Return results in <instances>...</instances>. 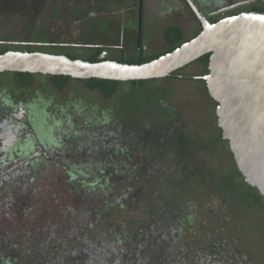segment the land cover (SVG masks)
<instances>
[{
	"label": "flooded vegetation",
	"instance_id": "flooded-vegetation-1",
	"mask_svg": "<svg viewBox=\"0 0 264 264\" xmlns=\"http://www.w3.org/2000/svg\"><path fill=\"white\" fill-rule=\"evenodd\" d=\"M146 1L0 0V54L37 52L93 63L151 62L202 31V23L187 0H181V9H154ZM194 2L210 23L242 13H264V0ZM186 9L194 21L188 30L176 19ZM154 41L161 42L164 50L152 52ZM199 64L205 71L184 72ZM208 67L209 57L167 78L146 81L142 85L154 84L147 93L137 91L128 106L109 108L101 89H94L99 93L97 99L87 102L78 90L70 88L74 82L87 84L86 80L0 73V223L26 221L24 214L34 201L43 202V188L55 186L60 178L103 172L115 175L120 183L130 180L129 187L136 193L134 213L141 214L138 219L142 223L149 221L150 239L159 234L161 238H178L183 244L186 233L215 221L203 218L208 205L217 201L216 194L219 207L231 208L230 213L226 210L227 219L253 210L261 213L264 198L245 181L219 127L218 103L211 98L205 81ZM167 80L203 89L213 105L212 112L204 108V119L201 107L193 106L189 99L180 106L171 103L175 90L162 84ZM217 157L229 164L215 167L213 159ZM218 176L222 177L219 182ZM191 188L198 189L197 195ZM155 205L164 208L161 215L155 212ZM48 210L37 209L33 216L44 218ZM204 238L222 237L211 228ZM215 248L217 241L197 264L210 259L209 255L215 258ZM9 252L0 243V264H7ZM228 262L236 264L230 258ZM169 263L173 264L172 259Z\"/></svg>",
	"mask_w": 264,
	"mask_h": 264
},
{
	"label": "rangeland",
	"instance_id": "rangeland-1",
	"mask_svg": "<svg viewBox=\"0 0 264 264\" xmlns=\"http://www.w3.org/2000/svg\"><path fill=\"white\" fill-rule=\"evenodd\" d=\"M182 3L181 0L146 1V4L154 9H161L162 6L181 9ZM182 13L184 15L176 19H179V22L188 30L193 25V18L187 9L182 10ZM151 44L152 52L164 50V46L159 41ZM203 71L205 66L199 64L187 68L184 72L201 73ZM163 83L175 90L173 99H170L171 103L183 105L189 99L193 106L201 107L204 119H206L205 109L212 112L213 105L203 94L205 92L202 88V91L199 88H192L191 84L187 85L185 82L177 83L181 85L178 86L173 80L162 81ZM97 87L94 84L74 82L70 88L78 90L80 97L85 101L93 102L99 95L98 92L93 91ZM153 87L154 84L138 87L124 84L118 88L117 92L112 93L111 96L108 95L105 106L107 108L118 104L128 106L136 98L137 91L147 93ZM208 114L211 113L208 112ZM213 160L215 167L229 164L225 158L217 157ZM221 178L218 176V182ZM108 179L109 182L103 189L105 191L87 192V197L83 196L84 193L86 194L85 191L66 197L62 195L59 186L56 188L51 185L45 186L40 193L43 202L34 201L33 207L27 209L28 214H24L26 221L0 223V242L10 249V258L16 260L18 264H76L77 261L82 264H162L163 258L168 260V264H170L169 259H172L173 264H197L201 256L206 254L209 246L217 241L215 258L209 255L210 259L203 261V264H230L229 258L236 264H264V210L260 211L261 213L253 210L246 215L245 213L243 216L237 214L227 219L225 216L227 211L230 213L231 208L219 207L221 202L216 194L213 196L219 203L216 201L208 205L203 218V220L215 218V221L202 227L198 225L192 230L193 233H186L183 244L178 238L167 239L165 235L161 238L159 234L155 239H150L146 237L148 232L146 223L149 221L143 219L144 223H142L138 219L141 214L134 213L132 209L136 193L130 190V180L126 179L123 183H117L113 177ZM52 187L59 192V197H54ZM195 189H190L193 195L199 192ZM212 200H214L213 197ZM253 203L251 201V204ZM234 205L238 207L237 203ZM139 206L142 207L143 203ZM217 206L223 210H218ZM44 207L49 208L44 218L33 216L37 209L42 211ZM73 221L72 233L67 229ZM211 228L222 238L219 240L204 238L210 234ZM199 233L201 235L197 238ZM51 257L55 258L54 261ZM181 260L184 261L180 263Z\"/></svg>",
	"mask_w": 264,
	"mask_h": 264
},
{
	"label": "water",
	"instance_id": "water-1",
	"mask_svg": "<svg viewBox=\"0 0 264 264\" xmlns=\"http://www.w3.org/2000/svg\"><path fill=\"white\" fill-rule=\"evenodd\" d=\"M202 23L200 34L141 65L88 62L63 55L0 54V73H32L128 83L159 80L209 55L205 77L223 137L245 181L264 198V13H242L210 23L187 0Z\"/></svg>",
	"mask_w": 264,
	"mask_h": 264
},
{
	"label": "trees",
	"instance_id": "trees-1",
	"mask_svg": "<svg viewBox=\"0 0 264 264\" xmlns=\"http://www.w3.org/2000/svg\"><path fill=\"white\" fill-rule=\"evenodd\" d=\"M208 57H209V55L204 56V57H202L200 59H203V60L207 61ZM145 63H148V62H146L144 60H139L137 62L130 63V64L131 65L132 64L141 65V64H145ZM58 77L72 79L71 77H68V76H58ZM76 80H79V79H76ZM150 81H153V80H150ZM85 82L87 84L97 85L98 87L96 89H101L102 91H104L106 97H108V95L111 96V94L114 93V92H117V90L121 86V84H127V83H122V82L106 81V80H100V79H91V80H86ZM144 82H146V81H133V82H128V83L133 85L134 87H138L139 85H142ZM108 177L109 178L113 177V178L116 179L115 175H112V174H107L106 175V173H104V172L101 175H98L96 173L95 174L93 173L91 175H89V174L83 175L82 174L81 176L73 175L72 177H69V179H68V177H65L64 180L60 178L58 180L59 185L56 184L54 187L56 188L57 186H59L61 188V191H62L61 193H64V195H69L70 196V195H73L75 193H77V194L80 193L81 194L82 192L85 191L86 194L84 193L83 196H86L87 192H89V193L91 191L92 192L93 191L97 192V191H102L103 189H105L106 186H107V183L109 182ZM67 182H70L72 184L71 185L66 184ZM116 182H117V179H116ZM54 187L51 188L53 193H55L54 197H58L59 196V192ZM103 191H105V190H103ZM85 198L83 200L84 202H85ZM159 208H160L159 205H155L154 206L155 212H157L158 215H161V213L164 211V208L163 209L162 208L159 209ZM132 209H134V208L132 207ZM146 224H147L146 228L148 229V223H146ZM73 229H74V221L71 223L70 228L67 229V230L72 231V233H73ZM146 231H148V230H146ZM147 233H146V237H148ZM70 235H72V234H70ZM0 258H1V255H0ZM51 258L54 261L55 258L54 257H51ZM87 259H88V257H87ZM5 262H7V264H18L16 260H12V258H10V257H9V259L6 258ZM84 262H86V261H84ZM161 263L162 264H168V262H166V259H164V258L162 259ZM76 264H82V262L80 263V262L77 261Z\"/></svg>",
	"mask_w": 264,
	"mask_h": 264
}]
</instances>
